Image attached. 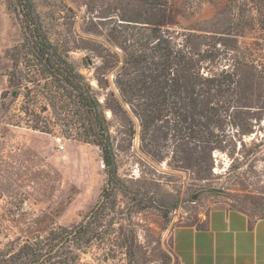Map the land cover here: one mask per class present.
Instances as JSON below:
<instances>
[{
  "label": "rangeland",
  "instance_id": "1",
  "mask_svg": "<svg viewBox=\"0 0 264 264\" xmlns=\"http://www.w3.org/2000/svg\"><path fill=\"white\" fill-rule=\"evenodd\" d=\"M148 1L33 0L50 42L99 91L117 155L118 180L107 191L101 149L80 140L73 113L69 129H33L37 118L51 126L53 111L27 82L33 42L22 2L0 0V251L92 224L91 236L70 241L82 247L77 264H180L175 227L203 226L216 207L264 214V0H165L162 34L199 54L203 74L225 79L226 140L214 151L181 147L173 130L144 129L116 85L127 24L159 13ZM114 53L120 63L101 86L95 68ZM22 83L29 93L16 88Z\"/></svg>",
  "mask_w": 264,
  "mask_h": 264
},
{
  "label": "trees",
  "instance_id": "2",
  "mask_svg": "<svg viewBox=\"0 0 264 264\" xmlns=\"http://www.w3.org/2000/svg\"><path fill=\"white\" fill-rule=\"evenodd\" d=\"M21 2L22 13L26 16L33 42L26 55L32 58L26 65L31 73L27 82L35 83L36 87L42 89L55 120L51 127L41 125L42 122L37 118L33 129L42 132H49L53 127L69 129L72 125L66 121L71 116L70 113H73L77 118L80 140L101 149L110 186L112 183L116 184L117 155L99 91L50 42L48 33L36 15L33 0ZM147 4L151 11L156 10L159 13H152L151 17L154 18L145 19L143 22L130 20L137 25L132 27L127 24L123 32L125 45L121 49L124 60L116 76V85L121 96L142 120L144 129L151 128L152 131L154 127H162L173 130L181 147H197L204 151L219 150L226 140L219 133L225 122L224 112H227L223 110L226 103L224 76L203 74L197 60L199 54L187 44H174L172 39L162 34V28L170 24L167 18L171 14L165 0H149ZM138 23L143 25L141 28L147 33L137 32ZM125 33L128 35L125 36ZM87 62L86 58L85 65H92ZM119 63L120 58L114 53L109 55L108 61H104L105 67L95 68L105 78L98 79L101 86L107 83L108 68L112 70ZM42 80H47L44 86L40 85ZM10 82L11 86H15L12 80ZM16 88L27 89L28 93L30 91L27 83L17 84ZM115 105L121 106L119 102ZM162 121L167 125H159ZM170 121L173 122L172 125ZM211 159L213 162L212 156ZM236 210L245 213L251 221L264 219V214L253 217L243 209ZM205 226L206 223L201 227ZM94 230L92 224L83 225L76 230L75 235L74 232L62 229L59 233L51 231L42 239L39 236L34 243L21 247L7 246L0 251V264H77L80 260L78 251L82 247L72 248L70 241L77 235L91 236Z\"/></svg>",
  "mask_w": 264,
  "mask_h": 264
},
{
  "label": "crops",
  "instance_id": "3",
  "mask_svg": "<svg viewBox=\"0 0 264 264\" xmlns=\"http://www.w3.org/2000/svg\"><path fill=\"white\" fill-rule=\"evenodd\" d=\"M172 248L180 264H264V219L216 207L205 227H175Z\"/></svg>",
  "mask_w": 264,
  "mask_h": 264
},
{
  "label": "built area",
  "instance_id": "4",
  "mask_svg": "<svg viewBox=\"0 0 264 264\" xmlns=\"http://www.w3.org/2000/svg\"><path fill=\"white\" fill-rule=\"evenodd\" d=\"M57 146L60 151H63L65 149V144H64V140L62 137L57 138Z\"/></svg>",
  "mask_w": 264,
  "mask_h": 264
},
{
  "label": "water",
  "instance_id": "5",
  "mask_svg": "<svg viewBox=\"0 0 264 264\" xmlns=\"http://www.w3.org/2000/svg\"><path fill=\"white\" fill-rule=\"evenodd\" d=\"M110 189V183H109V180H108V187H107V190ZM98 207H101V204L98 206Z\"/></svg>",
  "mask_w": 264,
  "mask_h": 264
}]
</instances>
